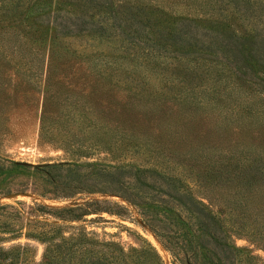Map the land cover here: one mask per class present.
Instances as JSON below:
<instances>
[{
  "label": "trees",
  "instance_id": "obj_1",
  "mask_svg": "<svg viewBox=\"0 0 264 264\" xmlns=\"http://www.w3.org/2000/svg\"><path fill=\"white\" fill-rule=\"evenodd\" d=\"M0 7L7 10L0 33L25 21L62 43L49 45L37 88L31 67L18 65L19 48L1 46L0 102L19 95L30 103L33 88L41 141L110 156L31 164L0 155V195H118L137 207L172 264H238L233 231L264 247V0H0ZM231 113L242 126L234 141L227 122L204 128L203 120ZM217 193L233 205L214 210ZM124 208L105 198L59 207L34 200L24 214L0 202L1 231L43 244L36 259L35 245L0 237V264H163L143 237L125 248L57 221L123 216Z\"/></svg>",
  "mask_w": 264,
  "mask_h": 264
},
{
  "label": "rangeland",
  "instance_id": "obj_2",
  "mask_svg": "<svg viewBox=\"0 0 264 264\" xmlns=\"http://www.w3.org/2000/svg\"><path fill=\"white\" fill-rule=\"evenodd\" d=\"M7 10L0 7V15H5ZM19 30L16 33H10L12 28L6 29V32L0 33V52H5L12 46L18 47L19 55L16 57L17 61H20L19 66L23 69L26 66L31 67V77L34 79L35 88L42 85L43 78V65L47 61V49L49 45L61 46L62 43L51 41L50 35L46 31H42L40 35L32 33L28 30L27 22H17L15 26ZM9 31V32H8ZM25 32V33H24ZM54 45V46H55ZM5 49H3V47ZM158 62H169L170 59L159 55L156 57ZM168 64V63H167ZM170 64V63H169ZM215 67L220 68L219 65ZM221 72V71H220ZM223 72V71H222ZM219 73V72H218ZM4 79V77L2 76ZM31 102H23L24 99H20L19 95L13 97L8 103L0 102V155L6 156L15 160H22L31 164L40 162H51V161H62V160H104L110 156L101 150H94L92 152H75L74 154L69 153L62 144L57 142H45L38 138L39 131V93L37 90L32 88L31 91ZM28 102V101H27ZM233 118L226 115V119L220 120L214 119L215 116H211L205 120L204 128L209 129L210 123L212 127L227 122L231 129L228 136L231 140L241 137L242 126L237 124V120L234 117L235 114L231 113ZM234 118L236 123L234 122ZM215 121V123H214ZM217 122V123H216ZM251 128V134H257V129ZM178 169V168H177ZM180 170V169H178ZM187 172L188 170H181ZM201 195L199 192H195ZM216 195V193H213ZM108 199L110 201H117L122 203L124 208V215L120 216L112 214L107 211H101L100 213H90L84 216V219L78 221H63L57 219L58 222L64 223V229L67 231L74 230V226L83 227L93 235L101 239H114L122 244L125 248H129L131 245L138 246L141 244V237L151 242L159 254L162 257L163 264H172L168 252L162 247L152 230L142 221L141 216L137 210V207L121 199L118 195L110 193H94L92 195H85L83 193L76 194L72 197L62 198H41L30 191L17 192L12 194L0 195V202H8L13 204L22 213H26L28 204L32 201H40L49 206H73L86 199ZM216 204L212 205V208L217 211H221L223 206L233 205V199L225 201V198L221 194L217 193V196L213 198ZM237 201V200H236ZM117 209L116 206H112ZM225 220L228 223V214H225ZM40 218L52 220L55 217L50 214L41 215ZM2 219V215L0 216ZM20 220V219H19ZM15 223L17 220L13 219ZM230 221V220H229ZM0 237L3 239L11 238L4 242L8 245L14 242L28 241L32 245L36 246V259L40 258L43 244L36 241L35 239H28L24 236L17 237L16 234L7 232V230H0ZM13 237V238H12ZM232 242L238 246L239 253L237 255L238 264H264V247L254 236L248 232H235L233 231Z\"/></svg>",
  "mask_w": 264,
  "mask_h": 264
},
{
  "label": "water",
  "instance_id": "obj_3",
  "mask_svg": "<svg viewBox=\"0 0 264 264\" xmlns=\"http://www.w3.org/2000/svg\"><path fill=\"white\" fill-rule=\"evenodd\" d=\"M12 193H17V192H12ZM12 193H9V194H12Z\"/></svg>",
  "mask_w": 264,
  "mask_h": 264
}]
</instances>
